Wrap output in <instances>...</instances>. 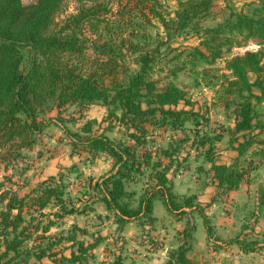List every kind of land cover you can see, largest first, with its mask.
Segmentation results:
<instances>
[{
	"label": "trees",
	"instance_id": "trees-1",
	"mask_svg": "<svg viewBox=\"0 0 264 264\" xmlns=\"http://www.w3.org/2000/svg\"><path fill=\"white\" fill-rule=\"evenodd\" d=\"M66 1L35 0L23 5L22 0H0L3 171L37 144L52 123L46 118L49 113L56 110L60 115L65 108L75 107L83 117L91 106H100L110 119H105L107 127L88 119L76 131H64L73 150L86 152L92 160L100 155L113 159V171L97 181L95 189L117 223L151 225L153 199L159 196L177 218L186 215L185 209L196 212L207 239H213L210 222L194 198L171 195L167 174L174 165V171L184 168L185 160H178L188 142L211 165L209 171L225 192L236 190L249 174L253 160L247 152L254 145H264V0H243L241 11L212 28H203V24L212 19L216 3L227 0H177L172 17L166 14L164 0H73L75 9L70 14ZM153 20L166 33L165 42L158 43L147 31ZM183 34L199 36V45L185 53L182 67L154 79L161 47H169L174 36ZM249 42L260 49L227 57L232 49ZM26 53L29 61L22 70ZM127 55L132 56L128 64ZM218 60H224L228 75L221 77L217 95L227 117L234 119L232 129H210L209 118L186 109L192 105L186 91L171 81L179 72H187L194 77L201 74L206 82L204 71L197 73V65L211 67ZM180 103L184 106L177 109ZM112 119L130 143L108 136L116 128ZM151 127L169 133L165 145L154 148L148 144ZM224 135L230 143H238L239 158L246 157L243 163L238 159L230 166L216 164V145ZM198 170L202 172L203 167ZM142 178L148 187L139 196L138 207L132 208L134 193L126 187ZM64 180L50 178L21 198L12 190L3 195L5 199L0 196V203L6 200L0 211V264H88L93 259L92 251L103 240L99 235L85 244L76 239L79 231L86 235L82 229L74 228L66 236L49 234L56 223L44 213L48 205L60 206L59 219L77 213ZM229 243L254 250L237 238ZM188 251L180 247L169 254L165 264H191Z\"/></svg>",
	"mask_w": 264,
	"mask_h": 264
},
{
	"label": "crops",
	"instance_id": "crops-1",
	"mask_svg": "<svg viewBox=\"0 0 264 264\" xmlns=\"http://www.w3.org/2000/svg\"><path fill=\"white\" fill-rule=\"evenodd\" d=\"M92 107L83 114L81 121L85 118L97 119L92 115ZM102 112H106V109L104 108ZM57 115L58 111L51 112L49 115L52 123L41 136V139L45 137L47 141L44 144L37 143L30 151L33 155L36 152L39 153L33 156V166L22 175H12L17 179L16 183L22 178L30 180L28 190L20 195L16 183L11 190L21 198L31 193L38 184L50 178L65 177V191L72 201V206L77 210V215L73 213L72 216H76L69 222L76 224L72 229H82L80 217H83L85 224H90V228L94 227V230L88 236L84 235L80 241L85 244L92 243L97 235L103 239L92 251L93 259L88 264H165L169 254L180 247L189 248L186 257L191 264H264V145H254L247 152L246 156L253 160V165L249 168L247 177H244L234 191L225 192L218 188L217 179L213 177V172L209 171L211 165L206 162L202 165L204 176L188 177L192 174L190 171L192 156L189 152L184 155H181V152V158L178 160V162L185 160H183L184 168L174 171V165L168 172L171 195L175 198L193 197L194 204L208 218L213 232V239L208 240L202 219L196 212L185 209L186 215L177 218L168 212L159 196L153 199L151 225L136 221L119 225L114 212L106 206L95 189V183L102 178L97 177L101 176L98 172L100 166L104 165L105 169L107 167L110 171L114 167L113 159L105 155L100 159L96 158L97 162L94 164L87 159L81 162L80 155L83 157L86 155L85 158L89 159L88 154L73 150L70 139L64 131L72 129L56 120ZM225 118L227 116L224 114ZM234 123L232 119V124L224 125L223 128L232 129ZM111 133L115 137L114 132ZM166 134L168 137L169 133ZM57 138H60L59 141H56ZM218 146L221 151L216 155L217 165L230 166L238 159L240 163H243L246 158H239L236 150L238 143H230L228 135L223 136ZM107 175L109 173L105 176ZM78 178L84 182L79 184ZM142 181L147 180L142 178ZM140 182L130 183L140 184L139 191L134 193L132 208L138 207L139 196L146 190V184L143 186ZM85 185L87 197L84 198L89 199V202L85 204L92 203V205L84 204V207H89L82 211L78 209L79 205L75 207L74 198L77 202L81 200L80 194H84V191H81L80 186ZM175 198L174 201H176ZM61 228H51L49 234H54V230L58 232L59 229L62 230ZM85 228L89 230L87 226ZM236 238L238 242L254 250L245 251L239 244L229 243Z\"/></svg>",
	"mask_w": 264,
	"mask_h": 264
},
{
	"label": "rangeland",
	"instance_id": "rangeland-1",
	"mask_svg": "<svg viewBox=\"0 0 264 264\" xmlns=\"http://www.w3.org/2000/svg\"><path fill=\"white\" fill-rule=\"evenodd\" d=\"M35 0H22V4L23 5H29L31 3H33ZM244 1L243 0H227L225 2H217L216 6L213 9V17L212 19L210 18L207 22H205L203 24V28H212V27H216V25L223 23L224 21H226L227 19L230 18V16L236 12L241 11V9H243V5H244ZM163 5L165 7L166 10V14H169L170 17L173 16L174 11L178 8L177 5V0H164ZM66 13L70 14L74 12L75 9V3L73 0H67L66 1ZM152 27H149L147 29V31L150 32V34L155 37L158 41V43L161 42H165L166 41V33L163 31V28L160 26V24L156 21L153 20L152 21ZM157 37H156V35ZM241 40V39H239ZM156 41V40H155ZM200 43V37L196 36L194 34H183L181 36H174L172 38V40L169 42L168 46H163L161 47V51H160V59L157 62V65L154 68L153 73V78L154 79H163L164 77H167L169 75V73L171 72V70L173 69H179L180 67H182V62L186 61V56L185 53L187 51H190V49H193L194 47H197ZM260 49V47L252 42H249L246 46L242 47V48H234L231 51V54L227 55V57L233 56V55H238V54H242L245 51H258ZM178 56L180 58H178ZM29 54L26 53V60L24 61V65L22 66V70H24L27 67L28 61H29ZM131 57L132 56H128L126 58L127 64L129 62H131ZM264 63V60H263ZM225 63L224 60H218L213 66L209 67L206 64L203 63H199L197 65L196 71L197 73H201L204 71L205 76L203 75V79L207 80V81H211L213 84H211L210 86L206 85V82L201 80V74L199 76H191L190 74H187V72H179L176 76V78H171L173 81L180 89L186 91L187 93V98L190 100V103H192V105H189L186 107V109H191L193 108V110L195 111H200L202 114L206 115V117L209 118L210 121V129H222L223 127H225L224 125H228V124H232V118L231 117H227L224 119V114L227 116V114L225 113V111L223 110L222 106H221V102L218 98V89H219V83L221 81V77L223 75H228V72L225 71ZM253 77V76H250ZM183 104L180 103L179 106L177 107V109H182L183 108ZM92 115L95 116L97 119H95V121L98 123V125H100V127H107V124L109 123L106 120H110V119H106L107 117V111L106 112H102L104 108L102 107H98V106H93L92 107ZM56 110L52 111L53 113ZM88 111V110H87ZM84 112L85 113H87ZM51 113H49L46 118L49 117ZM81 117L82 114H80L75 107H68L65 108L64 110H62L60 115H57V117L55 118L58 121H61L63 126L68 125L69 129H72L70 131H76L77 128H80L82 126V123L85 122L88 119H84L83 121H81ZM86 117V115H85ZM45 118V120H46ZM83 118V117H82ZM106 119V120H105ZM229 122H228V121ZM113 123L116 124V128L113 130L115 137L113 136L112 133H108V136L111 137L112 139L116 140V141H124L125 143H130V141L124 137V135H122L119 132V129L121 128L120 126L117 125V123L114 122V119H112ZM203 129V128H201ZM116 132V133H115ZM119 132V133H118ZM177 137L179 136L178 134H176ZM182 135V134H181ZM188 135H190V133H188ZM50 136V135H49ZM48 136V137H49ZM167 134L164 133L162 130L159 129H152L149 128L148 129V138L147 141L149 145H151V147H158V146H162L165 145L167 143ZM60 138H57L56 141H59ZM65 139V137H64ZM47 141V138H43L39 139V141L37 143H42L44 144ZM216 150L219 149L220 146H218V144L216 145ZM190 142H188V144L184 147L182 154L184 155L185 153H191L192 156V160H190L191 162V175H189L188 177H198V176H204L203 175V171H199L198 168L202 167V165H204V160H203V156L200 155V152H196V148L195 146L190 150ZM192 151V152H191ZM221 151L220 149L218 151H216V155L218 154V152ZM35 154H39L38 152L34 153V155L29 151V152H24L23 153V158L22 160H19L17 163H13L6 172L3 171V167L4 165L1 163L0 164V196L7 194L11 191V187L16 183L15 177H13L12 175H19L21 172L26 171L27 169H29L31 166H33V156H35ZM86 155L81 156V162H85L84 160H90V162H92L91 164L96 163L97 161L92 160V159H88L85 158ZM105 155H100L98 158H102ZM217 157V156H216ZM101 162H103L101 160ZM113 169V167H112ZM108 170L107 167L105 169L104 165L100 166V169L98 170V172H100L101 176H97V177H103L106 175V173L110 174L111 171L113 170ZM204 169V168H203ZM106 170V171H105ZM259 175V174H257ZM146 177V176H143ZM24 179V180H23ZM79 179V178H78ZM27 178H22V180H19L18 183H16L15 185H17L18 187V191L20 192V195L22 193H25L26 190H28V187L30 185V180H27ZM142 182V185L144 186L146 184V182L142 181V179L140 180ZM29 182V183H28ZM82 182H84L83 180L81 181V179L78 180V183L81 184ZM140 182V183H141ZM87 183V180L85 181V184ZM81 187V191H84V194H80V199L79 202H77L74 198V204L75 207L77 205H79L78 209H83L89 206H83L85 203L89 202V199L84 198L87 197V192L85 191L84 188H86L85 186H80ZM148 185L145 187V189H147ZM140 189V184L139 185H132L129 184L127 185L126 190L128 191V193H137ZM142 191V189H141ZM97 193V192H96ZM22 197V196H21ZM73 197V196H72ZM6 197L3 196V199H5ZM83 199V201H82ZM4 203H6V200L4 201ZM4 203H0V211L3 209L2 207L4 206ZM96 203V202H95ZM85 205H92L91 204H85ZM77 208V207H76ZM17 211H14V214H16ZM45 213L48 214L47 219H50L51 221H55L56 225H55V229L56 227L61 228L62 230H58V232L62 233V235L66 236L68 235V233L73 230L72 227L73 225L76 224H70L69 222L75 218V216L77 215H73L72 214L70 216H63L59 219V216H61L63 214L60 206L55 205V204H50L48 205L47 209L45 210ZM80 227L82 228L83 231L86 232L85 236H88L89 233H91L94 229V227L91 229L90 228V224H85L84 218L80 217ZM99 221V220H98ZM88 227L90 232H88L89 230L85 227ZM96 226V225H94ZM97 227V226H96ZM54 229V228H53ZM57 230H54L53 233H57L55 232ZM84 237V235L81 234V232H77L76 233V239L77 240H82ZM68 245V244H66Z\"/></svg>",
	"mask_w": 264,
	"mask_h": 264
}]
</instances>
